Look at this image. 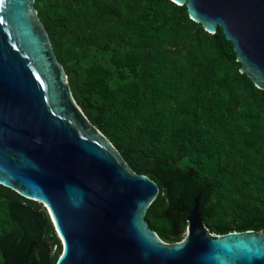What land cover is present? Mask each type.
<instances>
[{"label":"trees","instance_id":"16d2710c","mask_svg":"<svg viewBox=\"0 0 264 264\" xmlns=\"http://www.w3.org/2000/svg\"><path fill=\"white\" fill-rule=\"evenodd\" d=\"M82 110L160 191L147 211L166 241L199 195L212 233L264 230V91L232 42L170 0H36ZM47 208L0 183V264H56Z\"/></svg>","mask_w":264,"mask_h":264},{"label":"water","instance_id":"95a60500","mask_svg":"<svg viewBox=\"0 0 264 264\" xmlns=\"http://www.w3.org/2000/svg\"><path fill=\"white\" fill-rule=\"evenodd\" d=\"M170 1L207 33L221 28L264 91V0ZM0 183L47 208L62 243L56 264H264V230L210 232L199 195L180 240L150 227L158 183L82 110L36 0H0Z\"/></svg>","mask_w":264,"mask_h":264},{"label":"flooded vegetation","instance_id":"af4514ba","mask_svg":"<svg viewBox=\"0 0 264 264\" xmlns=\"http://www.w3.org/2000/svg\"><path fill=\"white\" fill-rule=\"evenodd\" d=\"M6 264H13L11 261L7 262Z\"/></svg>","mask_w":264,"mask_h":264},{"label":"rangeland","instance_id":"374dc122","mask_svg":"<svg viewBox=\"0 0 264 264\" xmlns=\"http://www.w3.org/2000/svg\"><path fill=\"white\" fill-rule=\"evenodd\" d=\"M185 233H186V231H185Z\"/></svg>","mask_w":264,"mask_h":264}]
</instances>
